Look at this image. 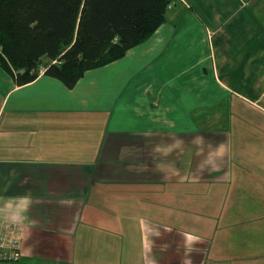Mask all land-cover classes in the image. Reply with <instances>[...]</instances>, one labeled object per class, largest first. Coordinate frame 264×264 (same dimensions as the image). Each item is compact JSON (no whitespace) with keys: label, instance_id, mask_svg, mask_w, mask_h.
Listing matches in <instances>:
<instances>
[{"label":"crops","instance_id":"crops-1","mask_svg":"<svg viewBox=\"0 0 264 264\" xmlns=\"http://www.w3.org/2000/svg\"><path fill=\"white\" fill-rule=\"evenodd\" d=\"M260 22L264 0H173L73 89L0 66V220L23 228L2 264H221L240 222L234 115L264 98Z\"/></svg>","mask_w":264,"mask_h":264},{"label":"trees","instance_id":"trees-1","mask_svg":"<svg viewBox=\"0 0 264 264\" xmlns=\"http://www.w3.org/2000/svg\"><path fill=\"white\" fill-rule=\"evenodd\" d=\"M173 0H0V66L16 85L44 75L73 89L149 41Z\"/></svg>","mask_w":264,"mask_h":264},{"label":"rangeland","instance_id":"rangeland-1","mask_svg":"<svg viewBox=\"0 0 264 264\" xmlns=\"http://www.w3.org/2000/svg\"><path fill=\"white\" fill-rule=\"evenodd\" d=\"M238 19L234 16V26L239 25ZM243 105L246 115L239 119L234 115L233 119L236 161L233 185L241 193L237 210L240 222L238 229H232L231 237L224 241L221 264H264V113L249 102Z\"/></svg>","mask_w":264,"mask_h":264},{"label":"built area","instance_id":"built-area-1","mask_svg":"<svg viewBox=\"0 0 264 264\" xmlns=\"http://www.w3.org/2000/svg\"><path fill=\"white\" fill-rule=\"evenodd\" d=\"M44 74L41 70L40 75ZM249 103L264 113V98ZM22 239L23 228L17 224H13L0 220V262H17L22 256Z\"/></svg>","mask_w":264,"mask_h":264}]
</instances>
